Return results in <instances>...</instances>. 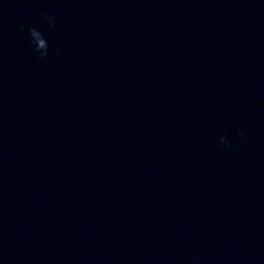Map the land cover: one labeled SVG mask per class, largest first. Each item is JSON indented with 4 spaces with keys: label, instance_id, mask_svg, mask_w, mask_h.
I'll return each mask as SVG.
<instances>
[{
    "label": "clouds",
    "instance_id": "obj_1",
    "mask_svg": "<svg viewBox=\"0 0 264 264\" xmlns=\"http://www.w3.org/2000/svg\"><path fill=\"white\" fill-rule=\"evenodd\" d=\"M44 20H46L49 24L50 27L55 26V18L50 15H45ZM18 32L23 35L25 32V26L21 25L18 29ZM27 33L29 37V42L34 46V51L37 53L38 57L40 59H45L48 56V41L44 37L43 33L39 31L36 27L34 26H27ZM238 135L243 138L244 137V132H239ZM219 146L221 148H230L233 147V145L230 143V141L227 139L226 136L222 135L219 138Z\"/></svg>",
    "mask_w": 264,
    "mask_h": 264
}]
</instances>
